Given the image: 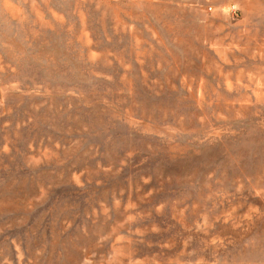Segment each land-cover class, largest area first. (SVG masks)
Wrapping results in <instances>:
<instances>
[{
    "label": "rangeland",
    "instance_id": "obj_1",
    "mask_svg": "<svg viewBox=\"0 0 264 264\" xmlns=\"http://www.w3.org/2000/svg\"><path fill=\"white\" fill-rule=\"evenodd\" d=\"M0 264H264V0H0Z\"/></svg>",
    "mask_w": 264,
    "mask_h": 264
},
{
    "label": "built area",
    "instance_id": "obj_2",
    "mask_svg": "<svg viewBox=\"0 0 264 264\" xmlns=\"http://www.w3.org/2000/svg\"><path fill=\"white\" fill-rule=\"evenodd\" d=\"M207 9L210 11L212 9V6H208ZM229 10L231 11L233 16H237L238 9L236 8V5L234 3L229 5Z\"/></svg>",
    "mask_w": 264,
    "mask_h": 264
}]
</instances>
